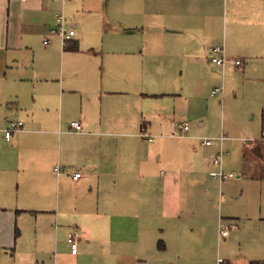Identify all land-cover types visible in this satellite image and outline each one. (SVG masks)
Masks as SVG:
<instances>
[{
	"label": "crops",
	"instance_id": "obj_1",
	"mask_svg": "<svg viewBox=\"0 0 264 264\" xmlns=\"http://www.w3.org/2000/svg\"><path fill=\"white\" fill-rule=\"evenodd\" d=\"M59 12L78 30L68 44L50 32ZM222 84L247 100L238 162L264 181V0H0V264H264L261 238L221 256L225 219L242 221L221 215L220 145L203 142ZM11 119L24 125L8 141ZM247 216L264 226L252 202Z\"/></svg>",
	"mask_w": 264,
	"mask_h": 264
},
{
	"label": "rangeland",
	"instance_id": "obj_2",
	"mask_svg": "<svg viewBox=\"0 0 264 264\" xmlns=\"http://www.w3.org/2000/svg\"><path fill=\"white\" fill-rule=\"evenodd\" d=\"M6 13H9V7L6 8ZM230 26V17L227 16L225 8V12L222 13L219 28L220 40L218 42L219 38L216 36L214 40H217H213L215 44L211 47L224 44L222 38L224 35H229ZM54 39L55 38H53V41ZM208 56L209 60L214 63L210 50ZM221 79L223 80V72L221 74ZM206 99L205 117L208 120V127L213 128V130L216 131L215 134H218V136L204 137L218 138L221 135L227 134L224 142L226 143L225 147L228 148L230 152L224 160V168L226 172L231 171L235 174V177L223 182L217 177H214L218 182L217 186L214 188L221 189V194L225 193L229 198L228 201H224L221 205V215L225 218L237 216L240 217L239 220H242L234 222L232 226L230 225L232 222L229 220L225 219L224 221L225 225L229 228L231 227V237L228 243L222 245L221 256L223 259H233V256L235 257V255L238 254V250L243 249L245 243H249V238L264 239V226L260 227L257 222L249 221L247 216L250 202H252L257 210H261L264 213V181L252 179L251 176L255 173L254 171L258 169L253 161L247 167V173L242 171V167L238 162L242 145L248 144L252 146L251 143H249V137H246L249 136V120H242V115L245 112L244 107L247 108L246 98L242 95L235 96L234 92L229 93V90L226 88L224 96L219 94L211 96L209 93L206 95ZM207 106H209V108ZM184 119L185 118L182 117L181 114L179 116V121H183ZM178 132H181V128H179ZM229 144L235 145H233L234 147H231V149L228 147ZM212 169L213 168H211V170ZM232 198H234V200H232ZM236 260L237 264H245L244 261L241 260V257H238Z\"/></svg>",
	"mask_w": 264,
	"mask_h": 264
},
{
	"label": "built area",
	"instance_id": "obj_3",
	"mask_svg": "<svg viewBox=\"0 0 264 264\" xmlns=\"http://www.w3.org/2000/svg\"><path fill=\"white\" fill-rule=\"evenodd\" d=\"M50 32L57 34L60 36L63 44H68L69 40L78 34V30L76 27L72 25L69 21L68 17L64 14V12L57 13L56 23L50 28ZM52 42V39L48 36L44 38V44L48 45ZM210 52L212 55V60L218 65H224L226 62V52L225 45H217L215 47L210 48ZM235 62L239 65L242 64L241 59H236ZM224 91V84L218 86L212 90V94L221 93ZM24 125V122L21 120H9L8 125L5 127V137L9 141L11 140L13 134L21 129ZM190 128V123L188 121L182 124L180 136H186L188 130ZM83 129V125L80 120H73L71 122V131H80ZM148 140H153V135L150 133H143ZM264 138V130L262 132V139ZM226 139V135H221L218 138L204 137L203 142L207 145H213L215 142H219L220 148L219 150L212 155V163L215 168L210 172V174L214 177H217L221 182L232 178L235 176L233 172H226L224 168V160L227 154H229L230 150L224 146V140ZM217 140V141H216ZM57 170H60V167L57 166ZM81 176L80 171L74 172V177L78 178ZM81 234L79 228L74 227L72 231L69 233L68 241L71 244L72 252L77 253L78 251V238ZM223 235L228 234V229L222 230Z\"/></svg>",
	"mask_w": 264,
	"mask_h": 264
}]
</instances>
